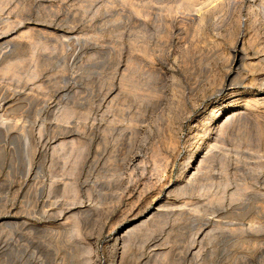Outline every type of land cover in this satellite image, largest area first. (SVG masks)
Listing matches in <instances>:
<instances>
[{
  "label": "rangeland",
  "instance_id": "374dc122",
  "mask_svg": "<svg viewBox=\"0 0 264 264\" xmlns=\"http://www.w3.org/2000/svg\"><path fill=\"white\" fill-rule=\"evenodd\" d=\"M0 264H264V0H0Z\"/></svg>",
  "mask_w": 264,
  "mask_h": 264
},
{
  "label": "bare ground",
  "instance_id": "6f19581e",
  "mask_svg": "<svg viewBox=\"0 0 264 264\" xmlns=\"http://www.w3.org/2000/svg\"><path fill=\"white\" fill-rule=\"evenodd\" d=\"M141 22V21H140ZM144 23V22H143ZM236 43L238 44V43H241V40L240 39H237L236 40ZM232 57V56H231ZM241 59V60H244V54L242 53L241 55H240V53H236V54H234V61L235 60H237V59ZM141 67V66H140ZM229 76V75H228ZM253 81V80H252ZM248 100V99H247ZM254 103V102H253ZM224 106H226V105H224ZM230 106V105H229ZM219 112V111H218ZM216 114H217V112L215 113V115L214 116H216ZM189 159H191V158H189ZM186 175V174H185Z\"/></svg>",
  "mask_w": 264,
  "mask_h": 264
}]
</instances>
